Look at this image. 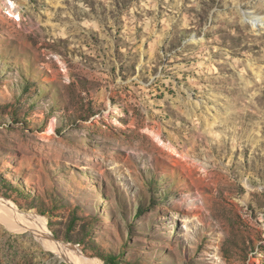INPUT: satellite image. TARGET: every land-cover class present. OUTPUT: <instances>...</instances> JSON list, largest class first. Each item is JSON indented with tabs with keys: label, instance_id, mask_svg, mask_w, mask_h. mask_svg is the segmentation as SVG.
Segmentation results:
<instances>
[{
	"label": "rangeland",
	"instance_id": "rangeland-1",
	"mask_svg": "<svg viewBox=\"0 0 264 264\" xmlns=\"http://www.w3.org/2000/svg\"><path fill=\"white\" fill-rule=\"evenodd\" d=\"M0 199V264H264V0H0Z\"/></svg>",
	"mask_w": 264,
	"mask_h": 264
},
{
	"label": "bare ground",
	"instance_id": "bare-ground-1",
	"mask_svg": "<svg viewBox=\"0 0 264 264\" xmlns=\"http://www.w3.org/2000/svg\"><path fill=\"white\" fill-rule=\"evenodd\" d=\"M0 219H3L6 222L5 226L12 231L30 230V228L37 230L38 234L46 240L48 248L53 249L56 253L61 251L62 244H58L51 239L45 223L40 218L33 214H22L16 206L10 205L8 201L5 202L2 199H0Z\"/></svg>",
	"mask_w": 264,
	"mask_h": 264
}]
</instances>
